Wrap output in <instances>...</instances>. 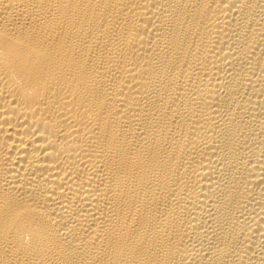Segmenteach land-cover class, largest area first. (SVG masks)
<instances>
[{
	"label": "bare ground",
	"instance_id": "bare-ground-1",
	"mask_svg": "<svg viewBox=\"0 0 264 264\" xmlns=\"http://www.w3.org/2000/svg\"><path fill=\"white\" fill-rule=\"evenodd\" d=\"M0 264H264V0H0Z\"/></svg>",
	"mask_w": 264,
	"mask_h": 264
}]
</instances>
